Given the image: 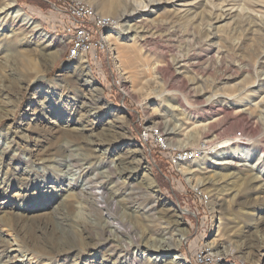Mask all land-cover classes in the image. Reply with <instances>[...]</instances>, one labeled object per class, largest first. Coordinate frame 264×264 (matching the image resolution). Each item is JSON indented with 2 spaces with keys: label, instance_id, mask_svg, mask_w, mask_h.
<instances>
[{
  "label": "rangeland",
  "instance_id": "obj_1",
  "mask_svg": "<svg viewBox=\"0 0 264 264\" xmlns=\"http://www.w3.org/2000/svg\"><path fill=\"white\" fill-rule=\"evenodd\" d=\"M76 1L116 22L105 31L115 38L99 54L98 64L88 56L83 58L88 71L78 65L80 59L66 60L67 38L58 30L63 17L52 7L55 0H0V8L15 4V12L25 13L52 40L46 47L47 43L42 45L36 38L15 37L11 28L0 27V241L18 248L31 226L43 225L55 212L62 224L52 230L60 237V229L66 232L64 209L70 207L79 220L70 228L79 237L78 252L57 255L47 241L49 236L34 231L42 238V246L55 252L49 256L44 251V259L21 254L23 264H132V255L139 264H193V255L201 251L217 259L214 264H264V250L257 252L252 247L264 244V192L253 193L248 187L252 179H264V7L253 8L255 0H241L233 7V19L210 24L216 7L212 2L206 5L205 0L161 1L149 11L128 15L125 5L135 0ZM11 12L6 21L12 20ZM143 17L150 28L146 42L138 39L145 29L135 27ZM118 26L124 32L133 29L129 37H136L139 47L124 50L125 38L115 40ZM61 47L60 56H52ZM86 73L101 91L94 94V87L84 85ZM229 75L234 78L225 79ZM116 79L118 85L111 86ZM89 109L100 110L93 114ZM113 124L118 128H112ZM146 128L153 136L155 131L169 150L193 152L201 143L204 150L180 162L183 167L177 163L170 167L167 155L163 157L153 144L145 145L142 133ZM231 144L256 149L241 156L239 148L232 153ZM4 148L15 161L2 156ZM88 148L97 150L100 158L106 156L108 165L121 171L131 168L129 161L139 165L130 174L135 195L111 181L104 185L106 199L114 200L119 212V218L118 212L110 213V222L117 218L120 229L106 224L108 244L102 246L96 245L101 241L88 237L91 220L101 219L89 215L74 188L62 180L64 167L58 164L69 155L81 159ZM217 162L239 165L237 175L226 181L230 171ZM256 163L259 166L253 167ZM21 169L29 174L43 172L46 180L38 176L36 182L22 186ZM194 185L199 186L197 193L203 192V197H197L200 204L189 191ZM151 203L149 216L145 210ZM105 210L97 213L104 225ZM155 230H166L172 246L156 260L144 247L145 237L156 242L165 238L151 234ZM134 232L142 247L128 252ZM150 244L154 248V242ZM112 249H121L126 258L117 261L110 254ZM177 256L181 262L175 260ZM21 258L0 256V264H20Z\"/></svg>",
  "mask_w": 264,
  "mask_h": 264
},
{
  "label": "bare ground",
  "instance_id": "obj_2",
  "mask_svg": "<svg viewBox=\"0 0 264 264\" xmlns=\"http://www.w3.org/2000/svg\"><path fill=\"white\" fill-rule=\"evenodd\" d=\"M135 1H137V0H135ZM145 1H147V2H144L145 4H142L141 2H139V3L138 2L137 3L136 2L135 3L134 2H131L127 6L125 5V9L127 7V9L125 10L126 11L125 14L126 15L131 14V13H137V14L139 13L140 14V13H142V11H145V10L149 11L152 8V6L154 4H157L158 2L160 3L161 1H164V2H170V3H172L173 1L176 2L177 0H158L157 2L156 1H153V0H145ZM216 1L218 3H215ZM238 1H241V0H221V1L220 0H205V4L206 5L208 3H210V2H212V4L215 5V7H216V9H215L216 12L214 11L213 7H212V9H213L214 13L211 14V12H210V14H211L210 15L211 17L209 16V20L211 21L210 24L213 21L225 20V19H229L230 17H232L233 14L235 13V11H233V9H234L233 7H234L235 4H237L236 2H238ZM258 1H259V3H257ZM179 2H182V3L185 2L186 3L185 0H179ZM75 3H77V4H83L84 5V10L88 11L90 26L91 27H99V30H98V41H99V44L101 46V51L102 52L107 51L108 50V47H109L108 44L109 43L111 44V39L112 38H115V35L113 36V33L112 32L106 34L105 31L109 28V26H100V24H101V22H110V21L108 19H106V18L104 19V17H102V16H98L96 13L93 12V9L90 8L89 6H87L86 4H84V3L80 2V1H76V0H75ZM240 4H242V3H240ZM107 5L109 7H111L112 6V2L111 1H108L107 2ZM108 6L105 5V7L109 8ZM253 6H255V7L258 6V7L263 8L264 7V4L262 3V0H255V1L251 2V7H253ZM14 7H15V4H12V5H10V4H3V7L0 8V15H3V19L0 22V27L1 28L4 27L3 29H5V28H9L10 29L11 28L15 32L14 33L15 37H17V36L18 37L19 36H24V38H29V39L36 38L38 40V42L40 44H42V45H44L45 43H47V46L46 47H48L49 45H51L50 44V41H52V40H50L49 38H47L48 35L46 33H43V31L40 28V26L37 23L31 22V20L27 19L25 13L15 12L14 11ZM10 11H12L11 14H10L12 20L11 21H8V20L6 21L5 18L8 16V13ZM244 11H246V10H244ZM247 11H249V10H247ZM254 11H256V10H254ZM230 19H233V18H230ZM5 21H6V23H5ZM242 22H244V21H242ZM237 23H238V20H237ZM135 27H141V28L145 29V32L143 33L142 37H140L138 39H139L140 42H146L149 39L148 35H146V34H148L149 31H150L149 30L150 28H148L147 20L144 17L141 18L138 21V24H136ZM117 28H118V29H116L117 30V33H116V36L117 37H116L115 40H118L119 41V39H124L125 38L124 41H127L126 43H123L122 44L124 50H126L127 52L128 51L130 52V51H132V50L135 49L134 47H136V46H138L140 44L139 41L136 39V37H134V36L132 38L129 37L130 34L133 33V31H132L133 29L132 30H127V32H124V31H122L120 29L121 27L118 26ZM136 33L137 32H135V34ZM65 37L67 38L66 39V43H65V46H66V60L67 61H75V60H79L80 59L78 61V65H82L83 64V67L85 68V70L88 71V67L86 66L85 60L83 58H87V56H88L91 59V53H83V56L67 59L69 57V54H70V51H71V44H69V43H71L74 40V38H82L83 37V30H74L73 33L72 32H65ZM63 40H64V37H63ZM199 44H201V43H199ZM61 46L63 47V45H61ZM62 47H61V49L60 48L59 49L57 48L56 50L52 51L51 52L52 56L53 55H57V54L60 56V53L62 51ZM206 47H208L209 49H212V45H210V44L209 45L207 44ZM91 62H92V59H91ZM178 63H180V61ZM182 66H183V64L180 67H182ZM83 77H86L85 79H83L84 80V83H85L84 84L85 86H87V87H94V90L93 91L91 90V92H93L95 94L96 91H98V92L101 91L98 87H96L97 86L96 85V82L91 78V76L89 75V73H86ZM232 78H234V77L232 75H229L225 79H232ZM114 83L116 85H118V80L117 79L114 80ZM119 83H120V81H119ZM4 89H6V86H4ZM156 99H158V98H156ZM158 107H162V105H159ZM99 110L100 109H89V112L90 111H94L93 114H96V112L99 113ZM153 116H155V115H153ZM246 119H247V117H246ZM115 126H116V124H113L112 128H114ZM117 128L118 127L116 126V129ZM155 133L156 132L154 131V136L156 138H159L158 134L157 133L155 134ZM142 135H143V138H145L146 132H143ZM154 136L152 134V137L153 138H155ZM89 144H88V146H89ZM232 144L230 145V148L231 149H234L232 151V153L235 151L236 148H239V150L242 153V154H240L241 156H247L251 152L252 149H256L254 147H249L248 148L247 146H241V147H239L238 145H236L233 148L232 147ZM258 144L259 143H257V145ZM145 145H147V144H145ZM161 145L163 147H166L162 143V141H161ZM257 145H254V146H257ZM204 147H203V143H201V146L197 150H202V149H204ZM261 147H262L261 152L264 153V142H261ZM63 149L65 150V153H68V149L67 148H63ZM87 152L88 153L83 154L82 157H81V159H79V160H76L75 158H73L72 156L69 155L66 158H64V160L62 162H59L58 164L60 166H63L64 167L63 173L61 172V174L63 175L62 180H65L69 186H71V187L74 188V191L76 193V196L79 199H82L83 204H85L87 210L89 209L88 211H89V215L91 217H93L92 216V214H93V215L99 216V218L102 220V215H99V214L100 213L102 214V210L103 209H106L105 210V213L108 216L105 219L106 222H107V223H105V225L102 224V221L101 220H95V219L91 220L92 223L89 224L90 225V228H92V231L90 232V228H89V236L88 237L90 239H94V240L101 241V243H97L96 242V245H101L102 246V245L108 244V240H106L108 238H105L104 239V235L106 234V224H107V226H111V224L113 223V222H110V220L112 218L110 215L113 214L114 212H115V215H116V213L118 212V206L116 205L115 201L112 200V199H110V198L109 199H106L104 185H105V183L107 181L108 182L111 181V182H113L115 184V186L117 188L122 189V188L125 187V188H127V189L130 190V192H131L130 195H133V194L135 195L136 194V191H135V187L133 188V186H131L132 182H131L130 174L131 173H134V170L136 171V168H138L139 165L134 164L133 161H129V162H127V164L129 166H131V168L129 167L126 170L121 171L116 166H114V168H113L112 165H108V160H107L106 156H103L102 158H100L99 156H97L96 155L97 150H92L91 148H88ZM1 153H2V156L8 157L9 160H11V161H15L16 160L13 156H11L6 151L5 148L4 149H1ZM63 153H64V151H63ZM48 155H49V153H48ZM43 159L45 160V158H43ZM43 159H38V160L41 163H45L46 161H44ZM50 161H52V160H50ZM183 161H185V160H179L176 165H179V164L181 165L180 162H183ZM55 163H56V161H55ZM25 165L28 166V162L25 161ZM215 165L223 166L224 168H221V169H223L224 171H230L229 174H226V175H228V177H227L228 179L227 178L225 179L226 181L227 180L230 181L229 180L230 178H232L234 175L235 176L237 175L235 173L238 171L237 167L239 165L238 166H235L236 164L234 165L233 163H230V162L229 163H225V162L218 163L217 162ZM257 166H259L258 163H256L253 167H257ZM181 167H183V165H181ZM250 169L249 168H246L245 170L248 171ZM243 170H244V168L242 169V171ZM46 175L47 174H44L43 172L42 173L29 174V172H25V169L24 170L21 169V171H20V177H22V178H20V180H24L25 181V182L22 183V186H24L26 184H29L30 182H36L37 179H38V176L39 177H42L43 180H46L45 179L46 178ZM123 175L126 178V180H125V183L121 185V183H120L119 180H120L121 177H123ZM230 175H233V176L229 177ZM188 181H190V180L188 179ZM251 183H253V184H251ZM263 185H264V179L263 180L252 179L249 182L248 187H249V189H250L251 192H253V193H259V192H264V186ZM193 188L196 189V190H194V189L191 188V190H189V191L195 197H201L203 195V192L202 191H201L202 192V195L199 192L197 193V190H199V189H197V188H199L198 185H194ZM128 197H130L129 199H131V198L133 199V196H128ZM129 202H132L133 205L135 204L134 201H129ZM152 208H153L152 203L148 205L147 209H146V206H145V209H146L145 210V213L148 214L149 212H151L152 211ZM64 211H65L64 212L65 214H63V215L66 217L65 219L67 220V223H64L63 228H64V230L66 232H63V231H61L62 229H60L59 232H58L60 234V237H57L56 236V231L55 230H52V228H55V224H62V219L55 212L53 214L54 216L51 217L52 219L50 218L43 225H33V226H31L28 229V231L25 233L24 240L20 241L19 247L18 248L16 247L17 249L16 248L13 249L14 248L13 244H10L9 245L8 243H6L4 241H0V256H2L4 258H11V259L12 258H16V257H18V258H21L22 257L21 260L19 261L20 264H23L25 262L24 259H23L24 256H20L21 254H28V255L34 254L35 256L42 257L44 259V256H43L44 251L48 250L49 251V253H48L49 256H53L54 255L53 252H55V251H51L47 247H43L42 244H41L42 242H40L42 238L41 239L38 238V236L34 234L35 232L36 233L37 232H40L41 234L44 233V235L47 234L49 236L48 237L49 239L47 241H50L49 242L50 245L52 243V247L55 248L58 251L56 253L57 255L60 254V255H63L64 257H68V256H71V255H75L78 252L76 250V247L78 246L79 237H78L77 234H73V232L70 231L71 230L70 228H71V225H72L73 222L75 223V222H77L79 220L76 217H74V212H75L74 208L72 209V208L68 207V208H65ZM97 213H99V214H97ZM117 218H119V212L117 213ZM117 218L115 219L117 222L113 223L112 226H111V228L112 227H115V229H120L118 227V226H120V223H119V221H118ZM73 219H75V220H73ZM66 220L64 222H66ZM132 224L135 225V222L133 221ZM67 228H69V231L70 232H68ZM166 230L165 231H162V232H159V230H155L156 232L154 231L153 233H151V234H154L155 233L157 235L158 234L159 235H162V237H165V238H163V241L162 240H158L156 242L155 239H151L152 237L151 238L150 237L149 238H147V237L144 238L145 241H146L145 243H147V245H144V247L147 246V247H145V249H146L145 252L152 253L153 255H155L156 256L155 257V260H156V258H158V256L160 257V256H162L166 252H169L172 249L170 240H169L168 237H166L169 234V233L166 232ZM128 232H130V231L128 230ZM114 234H116V233H114ZM170 235L172 236V233H170ZM136 238L137 237H136L135 232H134L133 233V243H132V246L131 247L127 248V251L128 252H129V250H131V248L133 250L137 251V252L141 249L142 246L138 243V241L136 240ZM38 239H40V240H38ZM183 239L184 238H182V240ZM249 240H252V239H249ZM151 242L152 243L154 242V244H155L154 248L151 247V244H150ZM148 244H150V245L148 246ZM248 244H249V241H248ZM129 245H130V243H129ZM112 247H113V245H112ZM252 247L257 252H261L262 250H264V244L258 245V243H255V244L252 245ZM231 251L232 250H230L229 252L231 253ZM14 252L15 253H18L19 255L18 254H17V256L16 255H12V253H14ZM120 252H121V249L120 250L112 249L111 252H110V254L113 256V258L114 257H117V258H115L117 261H118V258H120V259L126 258L125 256L121 255ZM229 252H227V253H229ZM227 253L224 252L223 254L227 255ZM128 254L130 256V253H128ZM126 256H128V255H126ZM199 256H206V253L204 251H201L199 253ZM215 256L218 257V255L216 253H215ZM131 257H132V261H133L134 264H139V263H136V260H137L136 259V256L132 255ZM175 260L180 261V262L182 261L179 256L175 257ZM192 260H197V254L196 255H193V259ZM26 263H30V261H27ZM193 264H194V262H193ZM212 264H214V263H212Z\"/></svg>",
  "mask_w": 264,
  "mask_h": 264
},
{
  "label": "built area",
  "instance_id": "obj_3",
  "mask_svg": "<svg viewBox=\"0 0 264 264\" xmlns=\"http://www.w3.org/2000/svg\"><path fill=\"white\" fill-rule=\"evenodd\" d=\"M52 7L63 17V22L59 23L58 27V30H62V33H73L74 30H83L82 38H74V40L69 43L71 44V51L67 59L83 56V53H91L92 62L98 64L100 60L99 54L103 53L98 41L99 27L90 26L89 14L88 11L84 10V5L77 4L75 1L71 0H55ZM100 26H116V22H101ZM113 84L115 86L114 80H111V86H113ZM142 139L148 145L153 144L163 157L167 155L166 159L170 167L179 160L187 161L193 158L196 153H200L204 150H195L193 152L186 150H169L167 147H162L161 138L152 137V133L149 132L148 128H146V138ZM196 200L200 204V200L197 197ZM215 260L217 259L210 258L207 253L206 256H199L198 253L197 260L192 261L194 264H212Z\"/></svg>",
  "mask_w": 264,
  "mask_h": 264
}]
</instances>
